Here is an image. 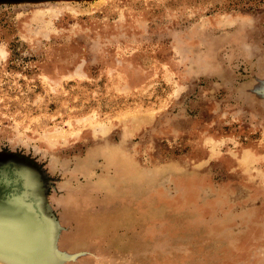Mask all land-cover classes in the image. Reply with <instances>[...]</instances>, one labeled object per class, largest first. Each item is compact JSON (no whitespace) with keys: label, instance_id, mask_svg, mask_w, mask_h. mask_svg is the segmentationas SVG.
Instances as JSON below:
<instances>
[{"label":"rangeland","instance_id":"1","mask_svg":"<svg viewBox=\"0 0 264 264\" xmlns=\"http://www.w3.org/2000/svg\"><path fill=\"white\" fill-rule=\"evenodd\" d=\"M14 158L48 264H264V0H0ZM7 201L26 228H0V264L44 257L43 217Z\"/></svg>","mask_w":264,"mask_h":264},{"label":"water","instance_id":"2","mask_svg":"<svg viewBox=\"0 0 264 264\" xmlns=\"http://www.w3.org/2000/svg\"><path fill=\"white\" fill-rule=\"evenodd\" d=\"M4 155L5 157H8L7 159H10V157H12L11 154H4ZM14 160L16 162L12 160H7L8 162L6 164L4 161L3 171H0L1 174L4 173V179L8 181V186H6L5 192L0 194V200H2V202L4 203H8L9 202L7 201L8 199H11L12 197H16L21 201V203L30 204L31 208L34 211V214H36L37 216L41 215V217H43V229L45 231V236H44V243L43 245L42 244L41 245L43 246L42 248H45L44 257L40 255L38 256V258L35 257L32 260L27 261L25 264H48V262L51 260L54 254L55 226H54V221L50 216V213L48 212L47 214L44 203L42 202L43 195L45 197V194L43 187L39 182V173L31 164H28L27 162L23 161V159L14 158ZM1 167L2 166H0V168ZM29 176L30 178L31 177L33 178V185H34L33 187H35L38 195L36 194L29 195L28 192L30 191L26 190V185L24 184V181L26 180V178H29ZM0 185L2 187V184ZM48 211H49V207H48ZM11 258H15V257H11ZM17 260L20 259L17 258ZM21 262L19 263L24 264L23 261Z\"/></svg>","mask_w":264,"mask_h":264},{"label":"bare ground","instance_id":"3","mask_svg":"<svg viewBox=\"0 0 264 264\" xmlns=\"http://www.w3.org/2000/svg\"><path fill=\"white\" fill-rule=\"evenodd\" d=\"M44 206H45L46 212L48 214V207L45 203H44ZM18 212H19L18 208H12V204H5V203L0 201V228H2L4 235H10L11 232L16 227H21L22 229L26 228V225L24 224V222L22 224L18 223V221H21L24 219L25 214L24 213L19 214ZM3 219H7V222L3 223ZM0 256H2V255L0 254ZM8 257L10 260H12L11 255H9ZM14 262H16V261H14ZM20 262H21V260H20Z\"/></svg>","mask_w":264,"mask_h":264},{"label":"flooded vegetation","instance_id":"4","mask_svg":"<svg viewBox=\"0 0 264 264\" xmlns=\"http://www.w3.org/2000/svg\"><path fill=\"white\" fill-rule=\"evenodd\" d=\"M6 190V188L4 189V191ZM16 198V197H15ZM18 200V198H16ZM15 200V199H14Z\"/></svg>","mask_w":264,"mask_h":264}]
</instances>
